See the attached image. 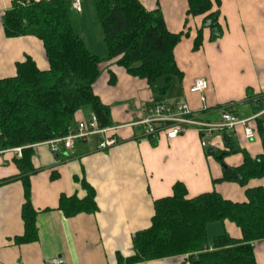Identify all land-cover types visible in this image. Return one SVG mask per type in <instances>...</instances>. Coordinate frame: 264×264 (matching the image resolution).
<instances>
[{
	"label": "crops",
	"instance_id": "crops-1",
	"mask_svg": "<svg viewBox=\"0 0 264 264\" xmlns=\"http://www.w3.org/2000/svg\"><path fill=\"white\" fill-rule=\"evenodd\" d=\"M13 1L0 0V79L14 76L16 64L26 57L39 69L48 68L38 38L4 35L1 16ZM65 1L75 32L91 53L104 57L107 51L93 0H80L79 12L73 7V0ZM139 1L146 10L158 9L170 32L187 33L174 48L182 77H172L167 92L160 94L166 84L164 76L149 84L129 75L115 59L101 62L93 91L110 108L111 129L105 135L78 139L70 149L57 153L46 143L32 147L31 165L35 172L29 181L31 205L36 211L34 241H18L24 234L21 209L25 202L16 162L20 157L13 148H0V264H48L53 257L62 258L63 264H123L117 256L126 258L133 253V237L150 226L154 201L170 196L176 182L185 186L187 198L216 191L232 201L245 200L243 187L220 180L221 162L206 150L213 145L216 154L228 151L232 142L255 157L262 152L259 135L245 139L240 125L216 129L207 146L202 147L201 134L189 127L172 140L160 135L152 144L142 136L137 122L147 116L153 102L175 105L184 101L197 120L206 123L221 122L219 107L225 105L238 118L253 116L256 111L246 100V90L264 92V0H221L218 23L223 35L211 41L210 30L204 28L197 50H193V41L203 15L188 16L187 0ZM196 78L207 82L201 94L188 91ZM92 114L88 106L77 111L70 127ZM108 136L116 142L99 148L98 143ZM242 161L241 152L222 157L227 167H237ZM81 179L94 189L97 210L66 217L58 210L59 196L75 194L83 198L86 191ZM257 185L264 187V179L248 183L249 187ZM224 232L240 237L239 228L229 221L206 225L211 239ZM253 252L256 264H264V240L253 243ZM137 264L188 263L184 256H175Z\"/></svg>",
	"mask_w": 264,
	"mask_h": 264
},
{
	"label": "trees",
	"instance_id": "trees-1",
	"mask_svg": "<svg viewBox=\"0 0 264 264\" xmlns=\"http://www.w3.org/2000/svg\"><path fill=\"white\" fill-rule=\"evenodd\" d=\"M106 55L91 53L72 27L65 0H14L1 16L6 37L31 35L38 38L45 51L48 68L41 70L30 58L16 64L12 77L0 79V148L23 147L16 161L20 168L25 202L21 209L24 234L20 242L37 239L36 211L31 205L30 174L32 147L63 137L73 124L77 111L88 106L96 116L97 127L112 126L110 108L93 91L101 62L115 59L129 75L147 83L165 77V94L172 77H182L174 48L185 32H170L158 9L146 10L139 0H93ZM221 0H187V15H203L197 29L193 50L202 43V31L210 30V40L223 35L218 23ZM263 92L246 90V100L261 109ZM229 111L228 105L219 107ZM264 120L256 119L262 152L251 157L230 142L228 151H218L222 157L241 152L243 161L237 167L223 168L220 180L234 182L244 188L241 202L224 198L216 191L187 198L181 182L172 186V194L154 201L150 226L135 233L133 253L117 256L119 263L137 264L175 256H184L188 264H256L253 243L264 240V187H249L250 180L264 179ZM226 139V135H224ZM152 144L155 135H148ZM230 138H227L229 141ZM222 161V159H221ZM77 180V178L75 177ZM83 198L61 194L58 210L70 217L97 210L94 189L83 179ZM229 221L240 230L235 238L224 232L208 240L206 225L214 221Z\"/></svg>",
	"mask_w": 264,
	"mask_h": 264
},
{
	"label": "built area",
	"instance_id": "built-area-1",
	"mask_svg": "<svg viewBox=\"0 0 264 264\" xmlns=\"http://www.w3.org/2000/svg\"><path fill=\"white\" fill-rule=\"evenodd\" d=\"M73 7L79 12L81 10L80 0H73ZM206 88V80L203 78H196L188 88V91L190 93L201 94ZM262 96L261 109L248 118H238V116L229 111H223L221 113V122L206 123L197 120L194 112L184 101H180L175 105L153 102L147 110V116L137 122V124L141 126L143 137L147 138L148 135L153 134L157 138L160 135H164L168 140H172L183 134L189 127H195V129H197V131L201 134L200 145L202 147L207 146V140L213 130L234 128L237 125L242 126L244 138L252 140L257 136L255 123L256 119L262 116L264 117V92ZM110 129L111 128L108 127L98 128L96 116L92 114L88 121L80 120L76 126L72 128L70 127L63 137L56 138L45 143L49 146L52 152L57 153L61 149H70L78 139H85L95 134L105 135ZM115 142L116 140L113 136L103 137V139L98 143V147L105 148ZM22 148L23 147L13 148L19 157L21 156ZM211 148L215 149L213 145ZM63 263L64 260L59 257H53L48 260V264Z\"/></svg>",
	"mask_w": 264,
	"mask_h": 264
},
{
	"label": "water",
	"instance_id": "water-1",
	"mask_svg": "<svg viewBox=\"0 0 264 264\" xmlns=\"http://www.w3.org/2000/svg\"><path fill=\"white\" fill-rule=\"evenodd\" d=\"M206 153H207L209 156H215V158L221 162V166H222L223 168H226V167H227V166L221 161V159H222V155H221V154H216L215 151H214L211 147L207 148Z\"/></svg>",
	"mask_w": 264,
	"mask_h": 264
},
{
	"label": "rangeland",
	"instance_id": "rangeland-1",
	"mask_svg": "<svg viewBox=\"0 0 264 264\" xmlns=\"http://www.w3.org/2000/svg\"><path fill=\"white\" fill-rule=\"evenodd\" d=\"M73 12V15H74V13L76 14V12L75 11H72ZM71 13V12H70ZM102 45H103V43H102ZM104 46V45H103ZM82 111H83V109H81ZM90 118V117H89ZM89 118L88 119H83V120H85V121H88L89 120ZM264 123V122H263ZM211 234L209 233L208 235H207V238H208V240H210L211 239Z\"/></svg>",
	"mask_w": 264,
	"mask_h": 264
}]
</instances>
